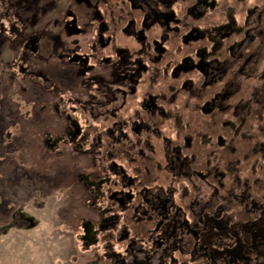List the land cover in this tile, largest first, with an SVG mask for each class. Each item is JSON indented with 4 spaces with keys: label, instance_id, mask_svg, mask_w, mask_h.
<instances>
[{
    "label": "flooded vegetation",
    "instance_id": "af4514ba",
    "mask_svg": "<svg viewBox=\"0 0 264 264\" xmlns=\"http://www.w3.org/2000/svg\"><path fill=\"white\" fill-rule=\"evenodd\" d=\"M6 101L94 264H264V0H0Z\"/></svg>",
    "mask_w": 264,
    "mask_h": 264
},
{
    "label": "rangeland",
    "instance_id": "374dc122",
    "mask_svg": "<svg viewBox=\"0 0 264 264\" xmlns=\"http://www.w3.org/2000/svg\"><path fill=\"white\" fill-rule=\"evenodd\" d=\"M8 105L0 110V264H94L72 236L70 166L32 152ZM16 216L28 226L14 227Z\"/></svg>",
    "mask_w": 264,
    "mask_h": 264
},
{
    "label": "trees",
    "instance_id": "16d2710c",
    "mask_svg": "<svg viewBox=\"0 0 264 264\" xmlns=\"http://www.w3.org/2000/svg\"><path fill=\"white\" fill-rule=\"evenodd\" d=\"M15 214L17 215V211L15 212ZM11 224L14 226V227H26L28 226V221L26 219H23L21 217H14L11 221ZM2 232V229L0 227V234Z\"/></svg>",
    "mask_w": 264,
    "mask_h": 264
}]
</instances>
